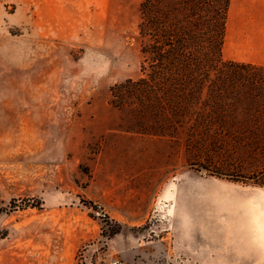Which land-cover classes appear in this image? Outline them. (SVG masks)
I'll return each instance as SVG.
<instances>
[{
    "label": "rangeland",
    "instance_id": "rangeland-1",
    "mask_svg": "<svg viewBox=\"0 0 264 264\" xmlns=\"http://www.w3.org/2000/svg\"><path fill=\"white\" fill-rule=\"evenodd\" d=\"M140 2L0 0V264H264V153L158 134L137 82L170 23L143 38ZM226 42L264 66V0H234Z\"/></svg>",
    "mask_w": 264,
    "mask_h": 264
},
{
    "label": "trees",
    "instance_id": "trees-1",
    "mask_svg": "<svg viewBox=\"0 0 264 264\" xmlns=\"http://www.w3.org/2000/svg\"><path fill=\"white\" fill-rule=\"evenodd\" d=\"M218 1L215 6V0H141L143 38L153 36L161 17L170 25L165 34L160 30L168 46L165 52L149 43L143 46L153 70L149 79L137 83L149 103L157 105L152 114L158 134L165 130L164 135L175 137L183 130L187 140L197 139L191 146L201 149L264 153V66L224 58L231 0ZM201 24L211 36L205 39L204 56L192 58L187 29ZM124 83L133 82L129 78ZM124 83L118 88L132 97L134 90Z\"/></svg>",
    "mask_w": 264,
    "mask_h": 264
},
{
    "label": "bare ground",
    "instance_id": "bare-ground-1",
    "mask_svg": "<svg viewBox=\"0 0 264 264\" xmlns=\"http://www.w3.org/2000/svg\"><path fill=\"white\" fill-rule=\"evenodd\" d=\"M254 206H255V208H256V210L255 211H257V212H255V213H257V217H259L258 219H260V223H259V225H261V226H264V202L263 201H261V200H257V202H254ZM253 206V207H254ZM253 207H251L252 209H253ZM249 208V207H248ZM254 210V209H253ZM248 215V214H247ZM253 215V214H252ZM250 217V216H249ZM252 218V217H251ZM256 219V218H255ZM255 219H253V221H255ZM257 219V220H258ZM248 220V219H247ZM256 220V221H257ZM252 222V221H251ZM250 222V223H251ZM248 223V222H247ZM256 223V222H255ZM254 223V224H255ZM258 223V222H257ZM251 224H253V223H251ZM258 225V224H257ZM253 227H258V226H253ZM253 227H251V228H253ZM255 229H257V228H255ZM254 229V230H255ZM260 229V228H259ZM262 229V228H261ZM258 230V229H257ZM256 230V231H257ZM264 231V230H263ZM253 233H254V231H253ZM257 234H258V232H256ZM260 233V232H259ZM256 234V235H257ZM255 235V234H254ZM262 235H263V233H262ZM262 235H260V236H262ZM260 236H258L257 235V238L259 237L260 238ZM263 237H264V235H263ZM255 239H256V237H255ZM262 239V238H261ZM257 240V239H256ZM264 240V239H263ZM258 243L260 244V240L258 241ZM264 244V243H263ZM263 244H260V245H263ZM259 246V245H258ZM264 246V245H263ZM256 247H257V245H256ZM264 251V250H263Z\"/></svg>",
    "mask_w": 264,
    "mask_h": 264
},
{
    "label": "crops",
    "instance_id": "crops-1",
    "mask_svg": "<svg viewBox=\"0 0 264 264\" xmlns=\"http://www.w3.org/2000/svg\"><path fill=\"white\" fill-rule=\"evenodd\" d=\"M233 2H234V0H231V15H229V25H228V37H227V40L229 39V28H230V25H231V19H232V6H233ZM226 44H227V42H226ZM263 62V61H262ZM250 63H254V64H256V63H258V61H250ZM260 63V62H259ZM260 64H264V63H260ZM114 261H121V259L120 258H117V257H110V258H108V260H107V262L108 263H112V262H114Z\"/></svg>",
    "mask_w": 264,
    "mask_h": 264
},
{
    "label": "built area",
    "instance_id": "built-area-1",
    "mask_svg": "<svg viewBox=\"0 0 264 264\" xmlns=\"http://www.w3.org/2000/svg\"><path fill=\"white\" fill-rule=\"evenodd\" d=\"M110 264H123V262H121V261H114V262H112Z\"/></svg>",
    "mask_w": 264,
    "mask_h": 264
}]
</instances>
